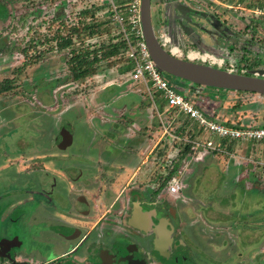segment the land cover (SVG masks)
Segmentation results:
<instances>
[{
	"label": "rangeland",
	"instance_id": "1",
	"mask_svg": "<svg viewBox=\"0 0 264 264\" xmlns=\"http://www.w3.org/2000/svg\"><path fill=\"white\" fill-rule=\"evenodd\" d=\"M114 1L64 0V13L65 16H68L72 7L76 11L77 8L92 3L95 6L106 3V7L97 12L100 16L108 9L111 11L112 4L116 5ZM170 1L168 0V3ZM191 1L193 8L202 11L203 18L201 19L197 12H192L186 18L187 20L183 19L181 21L185 23L183 29L188 30L190 27L188 33L196 39L197 44H189L195 50L209 52L224 59L228 58L231 62L236 63L237 50L230 52V48L246 44L251 39V34L256 36L259 30H263L261 27L264 26L256 24L249 29L250 25L248 23L252 17L259 19L262 17L261 15L253 16L245 8L248 4L253 5V7L259 6L258 4L262 0H234L232 3L227 2V0ZM166 3L167 0H161L159 10L162 12L161 19L165 23L172 18V12L171 17L168 16L169 12L167 10L170 5ZM60 4L59 0L55 1L54 4L48 0H33V4L30 6L16 3L14 42L17 43L18 38L26 34L27 24L38 25L42 17L53 16L55 7ZM156 7V0H152L151 20L158 39L163 35L164 38L174 41L165 46V49L175 45L185 51L188 48L186 45L189 40L187 34L179 32V34H176L174 29L172 33L170 30L167 32L162 28L163 25L158 28ZM175 10L174 13H177L178 15H176L180 17L178 9L175 8ZM24 16L25 19H23ZM170 27L178 30L173 24H170ZM245 29H249L247 34L244 33ZM182 38H186V44H184ZM103 40L106 41V37ZM179 40L183 43L177 42ZM255 48L258 50L261 67L264 68V48H258L257 46ZM17 56H19L18 58L21 57L19 54L15 55L16 58ZM65 57V54L52 55L46 65L41 66L39 64L35 67H28L25 71H20V75L15 74L17 84L15 87L17 89L24 88L25 92L28 91V95L31 97L27 100L32 107H29L31 118H26L27 122L31 121L27 128V125L23 122L24 118L14 116L16 107L3 110L0 117L10 119V124L16 127L10 129L8 134L3 135V137H6V141L13 142L21 137L22 142L26 141L25 144L29 151H32V149L42 150L43 145L46 142L50 143V139L56 133L63 136L65 132H69L72 145L68 149L61 150L62 152L93 154L103 151L107 155L106 157L112 159L119 158L117 155L121 154L125 162L122 181H125V178L136 170L138 165L141 168L140 171H153L160 178L166 175L172 168V162L180 157L186 145L183 138L188 136L185 134L180 135L182 138L171 136L170 132L172 131L170 129L174 125L170 126L169 112H166L167 108L158 98L159 95L154 93L153 99L157 102L158 113L161 116L157 115V111L154 109L155 106L144 86L138 81L132 80L129 71L122 73L120 67L107 68L105 64L101 66L98 74L86 81L75 84L65 83L64 79L67 72ZM18 58L17 60H20ZM196 61L200 62L199 59ZM45 74H47L46 77ZM165 75L177 87L183 89L181 90L182 93L186 90V85L202 90L201 95L195 100L210 116L215 117L218 114L231 122L238 121L246 125L264 124V95L201 86L167 73ZM56 77L59 80L58 84L53 81ZM43 80L48 82V88L52 89L51 91L43 92L40 89L39 86ZM17 105L20 104L17 103ZM45 109L46 113L44 114L42 111ZM37 114H41L42 117ZM183 116L182 114L180 118L184 119V122L188 125V130L194 131L195 139H200V141H205L207 138L215 140L214 136L207 135L194 122ZM165 129L166 133L164 132ZM41 131H43L42 134ZM2 132L3 130L0 133ZM197 132H201V134L198 135ZM160 135L162 139L158 140ZM115 138L129 145L128 147L133 148L136 153H132L131 149L125 152L119 147L113 146L111 143L117 142ZM16 146L15 142L11 143L10 146L8 145L12 149ZM258 147V144L253 141L234 139L227 146L230 154L226 155L202 148L196 151L191 150L194 155L190 151L187 154L188 157L183 159L178 168V178L175 179L181 187L180 191L182 193H179V195L184 194L182 201H186V214L193 217L191 223L200 221L199 226L188 229L190 234L197 235L201 233L200 227L202 228V226L200 223H204V219L217 221L221 218H230L229 222L233 221L238 224L250 221L248 225L240 230L243 238H246L248 234L249 236L252 234L255 236L259 232L261 233L260 227L264 223L262 220L264 219V170L262 171L263 168L251 161L263 157ZM248 158L250 159L248 160ZM241 171L245 174H241ZM252 172H255V176ZM121 178L118 177L117 180L120 181ZM147 207L150 206L144 208L147 209ZM37 219H39V216H37ZM254 219H256V223H253ZM34 223H28L26 227L23 225L25 230L18 231L23 245L31 248L30 251L33 254L40 250L39 247L35 248L34 245L38 246V241L42 237L40 223L36 226L33 225ZM236 223H233V226ZM252 227H254V230H252ZM224 229L226 228L224 227ZM201 230H204V228ZM175 234H178V232L176 231ZM205 238L212 239V236L207 235ZM196 241L199 244L192 246L194 250H197V247L200 246L202 249L209 248V245L204 243L205 240L201 237H196ZM242 242L239 241V245H233V252L239 248L244 251L249 249V246ZM249 258H251V255H249ZM245 259H247L246 255L238 258L240 262Z\"/></svg>",
	"mask_w": 264,
	"mask_h": 264
},
{
	"label": "flooded vegetation",
	"instance_id": "2",
	"mask_svg": "<svg viewBox=\"0 0 264 264\" xmlns=\"http://www.w3.org/2000/svg\"><path fill=\"white\" fill-rule=\"evenodd\" d=\"M48 1L54 4L57 0ZM59 1L61 4L55 7L53 16L42 17L40 23L42 19L53 18L59 23L70 16L74 7L65 16L64 0ZM16 3L30 6L33 0H0V115L3 110L16 107L14 116L24 118L28 128L31 120L27 122L26 118H31V105L27 100L31 97L24 88L15 87V74L20 75V71L28 67L46 65L52 55L64 53L51 54L45 50V45L26 54L20 51L27 42L29 28H33L35 34L40 23L27 24L26 34L15 43ZM169 3L167 0L168 16L172 12V18L167 23L161 19V0H156L155 8L158 28L163 25L167 32L172 33L174 29L176 34L182 33L185 23L181 20L192 12L203 18L202 11L193 8L191 0ZM175 8L181 10L180 17L174 13ZM15 53L21 56H17L20 60ZM33 56L37 60L31 65ZM53 81L58 84V77ZM39 87L43 92L52 90L46 80ZM42 112L45 114L46 109ZM3 119L0 117V132L3 130L0 133V264H264V223L261 233L243 238L240 230L250 221L238 224L229 222L230 218L217 221L203 218L201 233L192 235L188 229L199 226L200 221L191 223L193 217L186 214V201H182L184 194L179 195L182 191L171 194L168 185H162L166 175L162 179L153 171H140L138 165L122 181L125 162L121 154L112 159L103 151L62 152L71 147L72 139L58 133L42 150L29 151L21 137L13 141L17 146L12 149L8 145L13 142H7L3 135L16 127L10 124V119ZM115 140L117 142L111 143L113 146L136 153L118 138ZM118 177H122L120 181ZM148 205L150 207L145 209ZM31 222H35V226L40 223L42 235L39 245H34L40 250L34 254L23 245L18 232L24 231ZM233 223L236 224L233 226ZM199 235L210 249L192 248L199 244L196 241ZM207 235L212 239H206ZM239 241L246 243L249 249L239 248L233 252V245H239ZM245 255L247 259L240 262L238 258Z\"/></svg>",
	"mask_w": 264,
	"mask_h": 264
},
{
	"label": "trees",
	"instance_id": "3",
	"mask_svg": "<svg viewBox=\"0 0 264 264\" xmlns=\"http://www.w3.org/2000/svg\"><path fill=\"white\" fill-rule=\"evenodd\" d=\"M128 1L115 0L114 2L123 10L124 4ZM227 2L232 3L234 0H227ZM105 5L106 3L95 6L92 3L77 8L76 11H71L70 18L62 19L59 23H56L55 18L50 20L42 19L43 22L40 23V27L35 34L32 33L33 28H29L30 31L26 38L27 42L22 48H19L20 51L26 54L37 50L40 45H45V50L51 54L64 53L67 70L64 79L65 83L75 84L86 81L98 74L103 64L107 68L118 66L122 73L130 71L131 62L126 56V43L119 32L117 23L112 20V12L108 9L107 12H104L100 16L97 14L98 11L106 7ZM258 5L260 7L264 6V0ZM245 8H253V5L248 4ZM261 17L260 19L253 17L248 23L250 25L249 29L254 27L255 24L264 26V15H261ZM261 28L263 30H259L256 36L251 34V39L246 44L230 48V52L237 50L238 54L235 57L237 59L236 63L232 62L235 66L233 72L252 75L253 70L262 68L259 62L258 50L255 48V46L264 48V27ZM249 29H245L244 33L247 34ZM104 37H106V41L103 40ZM159 41L162 42L160 39ZM166 50H169V48H166ZM33 57L30 61L31 65L37 60L36 56ZM200 62L208 64L207 62ZM229 62L231 61L227 58L225 65L220 68L227 69ZM212 66L216 67V65ZM236 92L242 93L244 91ZM175 111L176 109H173L169 111V114L172 115ZM180 117L175 122L170 123V126L174 125L170 129L172 133L179 137L185 134L189 138H195L194 131L188 130V125ZM170 119L171 116H169L168 120L170 121ZM196 134L200 135L201 132H197ZM190 151L191 145L186 144L180 157L175 162H172V168L166 174L162 185H169L174 179L178 178L179 165Z\"/></svg>",
	"mask_w": 264,
	"mask_h": 264
},
{
	"label": "built area",
	"instance_id": "4",
	"mask_svg": "<svg viewBox=\"0 0 264 264\" xmlns=\"http://www.w3.org/2000/svg\"><path fill=\"white\" fill-rule=\"evenodd\" d=\"M140 4L141 0H129L124 4L123 10L120 6L112 4V20L117 23L119 32L126 43V56L131 62V69L129 71L130 78L134 81H138L144 86L155 106L154 109L157 111V115L161 116V114L158 113L157 102L153 99L154 93H157L160 101L165 104L167 108L166 112L176 109L172 115L169 114L171 116L170 123L175 122V120L183 114L184 118L194 122L202 131L207 133V135L215 137V140L207 138L205 141L189 137L183 138L186 144L191 145V150L196 151L204 148L227 155L230 154L227 146L234 139L253 141L259 145L258 148L261 150V156L263 157L251 161L264 170V125H246L238 121H226L218 114H216L215 117L210 116L205 113L195 100V98L197 99L198 97L192 96L188 90L182 93L181 90L183 89L177 87L154 63L150 56L142 33ZM247 10L250 11L253 16L264 15V6H256ZM160 39L164 47L171 42L164 38L163 35ZM169 51L176 56L189 58L190 60L199 59L202 62H207L217 67L225 65L227 61V59L221 56L217 57L209 52H202L195 49H186L183 51L175 45H171ZM234 69V64L229 62L227 70L234 71ZM242 71H244V69H242ZM164 132H167L166 129ZM170 133L174 138H181L172 132ZM167 190L171 194H177L180 190L179 182L174 179L168 185Z\"/></svg>",
	"mask_w": 264,
	"mask_h": 264
},
{
	"label": "water",
	"instance_id": "5",
	"mask_svg": "<svg viewBox=\"0 0 264 264\" xmlns=\"http://www.w3.org/2000/svg\"><path fill=\"white\" fill-rule=\"evenodd\" d=\"M140 14L147 49L154 63L163 72L201 86L264 95V68H257L253 70L252 75H247L176 56L164 48L155 34L151 20V0H141ZM189 30L190 27L182 33L187 34L190 41L197 44L194 36L188 33ZM64 137L71 138L70 133L65 132Z\"/></svg>",
	"mask_w": 264,
	"mask_h": 264
},
{
	"label": "crops",
	"instance_id": "6",
	"mask_svg": "<svg viewBox=\"0 0 264 264\" xmlns=\"http://www.w3.org/2000/svg\"><path fill=\"white\" fill-rule=\"evenodd\" d=\"M182 40L184 41V44H186L187 42H186V38H182ZM192 42L190 41V39L188 40V44L186 45V46H188V48H187V50L188 49H194L193 47H190V45L189 44H191ZM186 87L188 88H186V90H188L189 91V93L192 95V96H196V97H198V96H200L201 95V91L202 90H200L199 88L198 89H195V88H193V86H188V85H186ZM221 117V116H220ZM222 118V117H221ZM222 119H225V118H222ZM225 120H227V119H225ZM154 127V126H153ZM155 128V127H154ZM162 139V136L160 135V136H158V140H161ZM256 144V143H255ZM259 146V145H258ZM192 152V151H191ZM192 155H194V153L192 152ZM196 155V154H195ZM146 157V156H145ZM186 157H188V155H186ZM185 157V158H186ZM184 158V159H185ZM250 158H248V160H249ZM179 170V169H178ZM263 171V170H262ZM250 173V172H249ZM255 173V172H254ZM253 172H252V174L255 176V174H254ZM241 174H245V172H243V171H241Z\"/></svg>",
	"mask_w": 264,
	"mask_h": 264
}]
</instances>
